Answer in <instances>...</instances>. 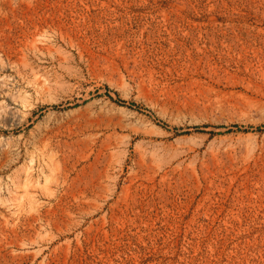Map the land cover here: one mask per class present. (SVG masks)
Instances as JSON below:
<instances>
[{
	"label": "rangeland",
	"instance_id": "374dc122",
	"mask_svg": "<svg viewBox=\"0 0 264 264\" xmlns=\"http://www.w3.org/2000/svg\"><path fill=\"white\" fill-rule=\"evenodd\" d=\"M0 264H264V0H0Z\"/></svg>",
	"mask_w": 264,
	"mask_h": 264
},
{
	"label": "bare ground",
	"instance_id": "6f19581e",
	"mask_svg": "<svg viewBox=\"0 0 264 264\" xmlns=\"http://www.w3.org/2000/svg\"><path fill=\"white\" fill-rule=\"evenodd\" d=\"M33 160L32 159H30V161L29 162H32Z\"/></svg>",
	"mask_w": 264,
	"mask_h": 264
}]
</instances>
